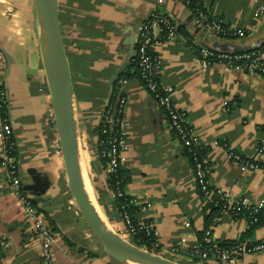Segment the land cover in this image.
Here are the masks:
<instances>
[{
	"label": "crops",
	"instance_id": "obj_1",
	"mask_svg": "<svg viewBox=\"0 0 264 264\" xmlns=\"http://www.w3.org/2000/svg\"><path fill=\"white\" fill-rule=\"evenodd\" d=\"M198 1L224 25L250 30L249 35L216 37L199 25L180 0H59L89 191L108 226L134 245L114 203L110 172L97 142L96 130L116 84L118 100L125 101L122 151L127 159L122 166L128 174L124 191L151 204L137 218L154 223L159 254L178 264H198L190 251L210 227L219 243L264 239V225L249 230L228 214L206 226L211 209L200 196L190 158L161 108L134 75L131 50L142 24L154 13L170 19L179 32L174 41L156 47L160 82L174 88L178 108L207 149L203 155L213 167L212 186L234 200L246 199L251 206L264 201V170H243L228 156L232 151L264 165V151H259L264 139V78L222 64L203 67L199 57V48L208 45L217 50L216 42H231L244 51L259 49L264 55V0ZM257 11L261 13L256 18ZM124 64L128 65L112 82ZM0 87L6 93L21 186L54 234L57 264H115L84 222L68 187L35 0H0ZM0 264H41L40 242L2 167ZM232 264H264V252Z\"/></svg>",
	"mask_w": 264,
	"mask_h": 264
},
{
	"label": "built area",
	"instance_id": "obj_2",
	"mask_svg": "<svg viewBox=\"0 0 264 264\" xmlns=\"http://www.w3.org/2000/svg\"><path fill=\"white\" fill-rule=\"evenodd\" d=\"M196 17L199 25L213 35L222 34L233 38H244L249 35L250 30L244 28H231L224 25L218 18L214 17L204 8L200 7L198 0H180ZM261 11H257L255 17L260 16ZM161 24L168 25L171 33L167 38L161 41L160 31ZM176 25L168 18L160 14H151L141 27V33L136 40L139 45L135 51L139 55L142 79L146 83V89L152 95L157 105L165 114L170 130L174 132L179 142L188 151L193 161V171L197 186L202 193V198L207 204L215 207H222L223 214H228L234 220L244 222L246 228H251L259 224L260 220L264 221V201L251 206L246 199L234 200L229 194L212 186L210 178L213 172L212 164L206 159L200 158L202 142L199 134L187 122L184 112H182L175 102V90L170 86H163L160 82L161 62L158 57H152L150 53L156 52L159 43L165 41H174L176 34L174 30ZM203 58H200L203 67H211L215 64H222L228 68H236L251 74H257L264 78V55L261 50H251L237 54H220L217 56L219 62L211 63L209 57L213 56L212 52L206 48L200 50ZM7 102L5 91L0 90V106ZM125 101L119 99L115 107L107 106L101 115V123H108L111 128H118L116 136L112 139L108 151H102V155L108 157L107 168L109 172H116L119 165L126 161V155L122 151L124 132V119L118 118L123 113ZM16 147L13 136V130L10 119H3L0 116V167L6 170L10 187L18 196L24 211L32 226L33 235L40 242V260L41 264H57L53 244L54 234L49 227L45 216L39 212L38 208L27 197L21 195V180L18 171V160L12 152ZM259 151H264V139L261 140ZM231 160L238 163L243 170H264V165L245 158L235 152H229ZM113 196L122 197L123 192L116 188L113 190ZM129 205L138 206L141 211L151 208L150 203L137 198L130 199ZM121 217L125 226L127 236L134 237L136 226L131 216L127 213L125 205L121 206ZM186 226H189L186 223ZM147 234H153L156 238L158 233L153 222L140 224ZM213 227L205 230L203 242L197 243L190 251V256L197 259L198 264H209L212 260L215 264H232L235 260L249 254L264 252V239L260 242L250 243L241 241L235 245L224 247L215 241L212 233Z\"/></svg>",
	"mask_w": 264,
	"mask_h": 264
},
{
	"label": "water",
	"instance_id": "obj_3",
	"mask_svg": "<svg viewBox=\"0 0 264 264\" xmlns=\"http://www.w3.org/2000/svg\"><path fill=\"white\" fill-rule=\"evenodd\" d=\"M35 10L41 26L43 65L51 95L67 183L81 217L98 240L102 250L115 264H178L164 256L149 253L121 238L108 226L88 194L84 175L79 167V143L74 112L75 89L60 30L59 0H35ZM135 45L132 44V53L135 52ZM215 45L218 47L217 50L226 53L248 51L246 49L244 51L231 42H226V44L216 42ZM127 65L122 66L112 78V82L118 78Z\"/></svg>",
	"mask_w": 264,
	"mask_h": 264
},
{
	"label": "trees",
	"instance_id": "obj_4",
	"mask_svg": "<svg viewBox=\"0 0 264 264\" xmlns=\"http://www.w3.org/2000/svg\"><path fill=\"white\" fill-rule=\"evenodd\" d=\"M200 7L204 8L201 3H200ZM174 32L177 35L179 30L176 28L174 30ZM170 33H171V30L168 28V25L161 24V26H160L161 41L165 40ZM215 36L219 37V38H225V39H235V38H233L231 36H224L222 34H218V35H215ZM138 47H139V45L136 44L135 45V51L138 50ZM202 48H206V49H208L209 51L212 52L213 56L209 57V60H210L211 63L219 62L217 56L220 55V54H237V53H226V52L217 51L214 48H212V47L207 45V46H202L201 48H199V57L200 58H203V56L200 53V50ZM257 50H259V49H257ZM150 54H151L152 57H156V58L158 57L156 52H152ZM132 67L134 68V75L140 80V82L143 85L146 86L145 81L142 79L139 55L137 54V52L134 53V56L132 58ZM0 90L4 91V89L1 88V87H0ZM117 100H118V87L115 84L114 89H113V91L111 93V96H110V101H109V105L108 106L115 107L116 103H117ZM0 116L3 119H8L9 120L8 110H7V102L0 106ZM118 118H123V114L122 113L119 114ZM96 131H97V136H98V140H97L98 148H99V151H100V154H101L102 162H103L104 165H106L107 162H108V157L103 156L102 155V151H104V150L108 151V149L111 146L112 139L116 136L117 132L119 131V127L118 128H111L108 123H100V125H99V127L97 128ZM204 149H205V147L202 146L201 155H200V158H202V159L205 158L203 154L207 150V149H205V150ZM185 151H186L187 155L189 156L190 161H191V163L193 165V161H192L191 156L189 155V153H188V151L186 149H185ZM13 155L15 157H17L16 147H15V149L12 152V156ZM0 163H1V158H0ZM127 174H128V171L125 170L122 165L118 166L116 172H110V174H109V178H108L109 188L112 189V190H114L116 188H119L123 192V196L122 197H115L114 198V203L117 206L118 210L120 211V214H121V206L125 205V209H126L127 213L131 216V218L133 220V223L136 226V229H137L136 234H135L134 237H132L134 245L137 246V247L145 248L149 253H152L154 255H160L159 254L160 247L158 245L157 238L153 234H147V232L144 229L140 228V224L141 223L151 222V221H149V220H147V221L146 220H143V221L138 220L137 214L141 211V209L138 206L129 205L130 199H133L134 197L128 196L125 193V191H124V186H125V183L127 182ZM199 193H200V196L202 197L203 195L200 192V190H199ZM21 195H22V197H25V198L27 197L25 195V192H24L22 186H21ZM209 208L211 209L210 213L205 218L207 227H209L211 224H213L214 219L218 218L220 215L223 214L222 207H215L212 204H209ZM261 225H264V221L263 220H260L258 225L251 227L249 230H251L253 228H256V227H259ZM203 238H202L201 242H203ZM237 243L221 242L219 244L227 248V247L235 245Z\"/></svg>",
	"mask_w": 264,
	"mask_h": 264
},
{
	"label": "bare ground",
	"instance_id": "obj_5",
	"mask_svg": "<svg viewBox=\"0 0 264 264\" xmlns=\"http://www.w3.org/2000/svg\"><path fill=\"white\" fill-rule=\"evenodd\" d=\"M79 167H80V171H81L82 174L84 175V183H85V186H86V188H87L88 194L90 195L92 201L95 203L94 199L92 198V193L89 191V190H91V189H90V186L87 185V182H86V179H85L84 165H83V162L81 161L80 150H79ZM87 181H88V179H87ZM88 186H89V188H88ZM95 205H96V203H95ZM96 207H97V206H96ZM97 209H98V208H97ZM98 211H99V210H98ZM101 216H102V215H101Z\"/></svg>",
	"mask_w": 264,
	"mask_h": 264
},
{
	"label": "rangeland",
	"instance_id": "obj_6",
	"mask_svg": "<svg viewBox=\"0 0 264 264\" xmlns=\"http://www.w3.org/2000/svg\"><path fill=\"white\" fill-rule=\"evenodd\" d=\"M92 198L94 199V201H95V198L93 197V195H92Z\"/></svg>",
	"mask_w": 264,
	"mask_h": 264
}]
</instances>
